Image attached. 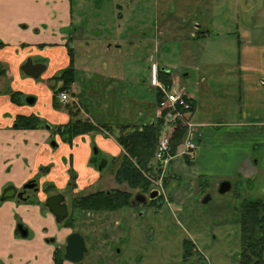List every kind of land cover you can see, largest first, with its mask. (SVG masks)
Returning <instances> with one entry per match:
<instances>
[{"label":"rangeland","instance_id":"rangeland-1","mask_svg":"<svg viewBox=\"0 0 264 264\" xmlns=\"http://www.w3.org/2000/svg\"><path fill=\"white\" fill-rule=\"evenodd\" d=\"M70 2L74 12L73 35L75 38L78 34L84 35L80 40L81 44L75 46L74 51L76 64L80 69L75 75L77 89H106L108 84L105 79L95 82L88 79L93 76L90 69L92 66L104 69L106 76L114 74L117 67L125 68L121 69L125 77L131 75L132 78L126 79L120 88L114 91V96L115 99H120L122 94H128L135 99L138 96L144 99L145 102H135L129 107V111L135 115V123H139L138 112L143 114L141 121L150 117V108L156 96V89L150 87V67L156 64L176 74L175 79L179 81V85L188 91H194L195 95L200 89L195 98L198 103L195 110L197 119L193 122L206 124V127L199 128L197 136H194V163L192 159L181 157L179 150L165 166L169 181L178 185L169 196L165 195V199L170 200L169 203L163 204L164 212L158 210V213L152 214L153 206L146 208V216L141 218L132 217L138 211L137 208H124L121 212L126 216V228L131 232L126 244H117L121 253L116 254L113 264H178L183 253L182 242L185 239L194 243L206 264H237L240 228L236 208L245 198L264 201V88L260 87L262 91L252 92L248 83L244 88V72L240 73L238 68L239 51H244L243 47L248 44L250 48L247 51L259 57L260 62L264 61V0ZM96 3L97 8H94ZM110 4H113L111 9ZM116 5L121 8H116ZM197 22L200 23V28L194 27L198 26ZM195 30L204 33V40L195 38L198 36ZM217 34L223 38L217 39ZM241 35H246L247 39L239 38ZM109 39H112V42ZM107 40L109 41L106 42ZM114 42L121 45L120 50L116 49ZM0 43L6 44L1 39ZM84 43L89 44L85 49L82 45ZM110 43L113 45L108 49ZM90 48L91 52L88 51ZM101 49H105V52L97 53ZM184 74L187 75L183 76ZM201 76L205 77L206 82L199 85ZM258 77L264 79V72L259 73ZM48 82L49 85L53 84V81ZM100 99L108 105V112L115 114L116 101L112 93H103ZM25 100L26 98L23 99L24 102ZM250 111L254 116L245 114ZM127 117H130V114ZM114 122L115 125H121L125 121L116 116ZM207 156L212 164L205 160ZM112 164L110 161L107 167H102V179L95 184L94 190L104 187L107 191L113 188L128 190L125 185H118L113 179L115 168ZM239 168L241 171L235 174L234 171ZM245 168L247 174L252 177L251 187L237 178L238 174L243 175ZM212 171L214 174H210ZM221 174L224 175L219 176ZM197 175L204 176L203 180ZM223 180L231 183V190L219 195L217 186ZM133 191L130 190L131 194ZM205 191L212 197L203 204L202 194ZM65 202L70 203L68 198ZM96 214V217L95 214L92 217L85 215L90 222L94 223L97 218L99 223L100 216L106 213ZM82 219L81 216L78 218L80 221ZM159 220L160 225H163L161 243L148 242L144 235L137 237L134 226L138 221L145 226L143 229L153 231V236H158L156 224L153 223ZM30 221L35 228L43 219L39 218L38 221L35 218ZM18 224L23 225L20 220H16V225ZM87 226L78 224L76 218L73 229H85L87 232ZM29 231L31 235L34 234L33 228ZM96 232L99 242L101 232L98 228ZM50 237L49 233L45 237H37L41 240L40 246H49L45 240ZM12 243V240H7L8 245ZM14 253L16 256L22 255L18 250ZM8 256H11L12 260L6 259ZM16 256L12 252L6 254L5 259L1 258L3 261L0 260V264L14 263ZM32 258L36 259L35 256ZM33 259L30 264L42 261ZM97 260L87 255L78 264H98Z\"/></svg>","mask_w":264,"mask_h":264},{"label":"crops","instance_id":"crops-1","mask_svg":"<svg viewBox=\"0 0 264 264\" xmlns=\"http://www.w3.org/2000/svg\"><path fill=\"white\" fill-rule=\"evenodd\" d=\"M112 5L110 4V9ZM94 8H97V3ZM116 8H121V6L116 5ZM73 17V5L70 0H61V2L53 0H42L41 2L39 0H0V25L3 26L0 27V39L6 43L0 47V196L6 189L13 188L19 191L27 182L36 180L39 186L36 196L40 202H44L47 195L43 192V185L49 183L57 190H64L69 179V169L76 175L77 188L74 190L75 193L94 192L93 187L101 181L102 175L100 171L89 165L94 154L92 148L93 151L94 148L98 150L96 155L98 154L99 158L106 160L107 164L112 158L118 157L123 152L113 137L118 135V128L120 127V125H115V117L119 116L122 121H125L121 125L141 126L151 122L155 115L158 93L155 87H152L156 89V96L150 108V117L141 121L140 118L143 114L138 112L137 121L139 123H135V115L129 111V107L135 102H145L144 99L140 96L135 99L128 94H122L120 99H115L114 91L119 89L126 79L132 78L131 75L125 77V73L123 70L121 71V69H125L123 67H117L114 74L106 76L104 69L92 66L90 69L93 76L88 79L93 82L105 79V83L108 84L106 89H96L97 87L76 88L75 75L80 69L77 67L74 51L75 46L81 44L80 40L84 38V35L78 34L77 38L74 37ZM197 25L199 27L195 25L194 27L200 28V23L197 22ZM196 32H198V36L196 35L195 38L204 40V33L201 31ZM208 34L212 36L210 33ZM215 37L217 39L223 38L220 34ZM241 37L247 39L246 35L239 36V38ZM82 45L85 49L89 44L84 43ZM112 45L110 43L108 49ZM115 45H117L116 49H121L120 44L115 43ZM249 48L250 44L244 46V51H239L238 55L240 58L238 68L240 73L244 72V88L248 83L250 91H262L259 88H264V79H260L258 74L264 72V61L260 62L259 57L247 51ZM69 49H73L74 82L70 90L74 97L70 96V100L65 103H75L81 111L82 118L95 125H110L113 136H109L105 132L82 135L76 137L72 145L68 146L61 141L58 135L51 138L50 132H48L49 130L46 131V128L37 130H15L13 128L17 116L35 115L52 126L64 125L69 121V114L62 108L65 103L59 101V95L56 96V100L61 103V107L58 109L53 107V94L50 86H54V83L49 85L48 82L50 78L69 66L71 56ZM91 50L90 48L88 51L91 52ZM99 52H105V49L98 50L97 53ZM27 60H31L33 64H43L45 66L44 72L38 79L34 80L21 71V66ZM162 69L167 70L166 67ZM150 71H152L151 67ZM101 72L103 73L101 74ZM252 73L256 75L250 76L249 74ZM169 74L172 82L171 88L176 87L184 90L191 98L194 108L192 120L194 121L197 119L195 110L198 106L195 98L200 89L195 95L194 91L190 89L188 91L185 87L179 85V81L175 79L176 74L174 75L171 72ZM202 76L199 79V85L206 82L205 77ZM150 77L152 78V72H150ZM209 85H211V82ZM11 92L22 94L21 101L28 97H31L34 101L31 104L24 101L22 104H14L9 97ZM103 93H112L114 101H116L115 114H112L111 111L108 112V105L100 99ZM128 114H130V117H127ZM245 114L254 116L252 111L245 112ZM196 124L199 125L200 129L206 127L204 122ZM53 142L56 146L53 145ZM205 160L212 164L208 156L205 157ZM221 163L224 164L223 161ZM113 166L116 169V165ZM44 167L48 169L46 168L45 172L41 174L40 169ZM220 170L224 171L223 169ZM239 170L241 171V168L234 171V173L236 174ZM210 174H214L213 171ZM222 175L224 174L219 176ZM240 176L250 177L246 168L243 175L240 174ZM197 177L202 180L204 176L197 175ZM99 190L105 191L106 187ZM9 200L14 201L5 200L0 203V232L2 233L0 235V260L3 261L1 258L5 259L6 254L11 252L16 256L14 251L18 250L22 255L16 256L14 263L30 264L32 257L35 256L34 261L42 260L37 264H54L53 246L48 243L49 246L41 247L39 244L41 240L37 237H45L47 233L52 236L56 232L60 236H58V242H62L65 230H61L51 213L46 209H42L39 205H27L15 202V199ZM35 218L38 221L41 218L43 222H39L34 228L30 219ZM16 220L23 223V225H20L25 227L28 233L27 237H22L16 231ZM30 228L34 229L33 235L29 231ZM7 240H12L13 243L8 245ZM6 259L12 260V257L8 256Z\"/></svg>","mask_w":264,"mask_h":264},{"label":"trees","instance_id":"trees-1","mask_svg":"<svg viewBox=\"0 0 264 264\" xmlns=\"http://www.w3.org/2000/svg\"><path fill=\"white\" fill-rule=\"evenodd\" d=\"M3 46L0 43V47ZM70 63L69 66L54 75L49 81H53L54 86H50L53 94V107L58 109L61 103H58L56 96L62 92H66L71 97L74 94L70 87L74 82V61L73 49H69ZM166 70H157V79L166 88L170 89L172 82ZM57 83V84H55ZM60 84L58 87L57 85ZM12 103L20 104L23 95L18 92L9 93ZM156 99L159 100V94ZM62 108L69 114V121L64 125L51 126L43 119L35 116H17L14 120L13 128L15 130H37L46 128L50 132L51 138L58 135L63 143L72 145L73 140L82 135H92L99 132H105L109 136H113L112 128L108 124H94L89 120L83 119L81 111L75 103H65ZM162 125V119L154 120L153 124L141 126L120 125L118 135L113 136L123 152L116 158H112V165H116L114 170V179L118 185H125L135 190L139 188L148 189L150 187L149 177H158L161 173L159 164L154 161L155 149L158 141L159 132ZM48 127V128H47ZM186 129L178 126L173 134L170 153L176 155L177 148L182 144ZM53 145L56 146L55 142ZM95 151L98 150L94 148ZM96 155L90 159V164L95 165ZM104 160L102 164H105ZM115 163V164H114ZM103 167V166H102ZM70 177L67 184V191L75 187V175L70 169ZM50 185L44 186V192L51 191ZM54 190H52L53 192ZM35 194V192H34ZM28 197L23 203L40 205L44 208V203L38 201L34 196ZM131 192L127 190H109L96 191L84 197L74 198L72 200V208L85 211L87 213L94 211H112L114 209H124L129 206ZM20 225V224H19ZM240 226L242 228L241 242L243 243V251L251 249L248 257L255 255V249H260V257L264 254V204L260 201H249L243 205L241 213ZM184 257L189 255L191 250V242L184 240L183 244ZM54 264H62L63 257L57 252L53 260ZM247 264V263H246ZM252 264H263L262 261Z\"/></svg>","mask_w":264,"mask_h":264},{"label":"flooded vegetation","instance_id":"flooded-vegetation-1","mask_svg":"<svg viewBox=\"0 0 264 264\" xmlns=\"http://www.w3.org/2000/svg\"><path fill=\"white\" fill-rule=\"evenodd\" d=\"M96 159H97L96 160L97 164H95V165L89 164V165L95 169H98L99 167L102 168V166H104V164H102L104 159L99 158L98 154L96 155ZM106 166H108V164H106ZM46 168L47 167L41 168L40 173L41 174L44 173ZM69 171H70V169L68 170V176L70 177ZM74 175H75V173H74ZM113 176H114V173H113ZM75 178H76V175H75ZM168 178L169 177L166 176V172L160 173V175L158 177H149L148 180L150 181V187L148 189L139 188V189H135L133 191L134 193L131 194V197L129 200V206L126 207L127 209L128 208L129 209L130 208H137L138 209L136 214L132 216L133 218H135V217L141 218L143 215L146 214L145 209L152 207V206H153V208L151 210L152 214L158 213V210L161 212H164V210L162 209L163 204L169 203L168 200H170V198H168V200L165 199V195L169 196L170 193L173 190H175L177 185H178L177 183H173V182L169 181L170 179H168ZM237 178L240 181H242L243 183L248 184L249 187L252 186V184H251L252 177L251 176L248 178H245V177L237 175ZM76 180L77 179H75L74 189L68 190V191L66 189H64L62 191L57 190L53 185H51L49 183L44 184L42 187L43 192H44V186L45 185H50L52 190H54L53 192H52V190L49 192H46V193L44 192L47 195L46 199L50 196H54L56 194H61L65 199L68 198L69 202H70L69 204L67 202H65L67 205V217H65L63 219L62 223L57 224L61 230H65V232H64L65 235L62 239V242H58L59 241L58 239L60 236L56 232H54V234L50 237V239L45 240L53 246V260H54L55 254L57 252H60L62 257H63L64 247L66 246V238L72 233H78L83 239L84 247L86 250L84 252L83 258L80 262H82L85 259V257L87 255H89V257H93L95 260H97V258H98V260H97L98 264H110V261H112L111 264H113V261H114L116 254L119 255L121 253V251L118 249L117 244H120V245L126 244V242L128 241V234L131 232L129 230V228H126V224L128 223L126 216L121 214L123 209H114L112 211H94V212H89V213L82 211V210H79V209H73L72 208V200L74 198L76 199L79 197H84L88 194L96 192V189H95L94 192H84L83 191V192L75 193L74 190L77 188ZM68 181H69V179H68ZM29 182L35 183L37 185L36 180H31ZM29 182H27V183H29ZM67 184H68V182H67ZM202 184H203V182H202ZM202 184H200V185H202ZM218 185H219V183H218ZM23 187L19 191L16 190L17 193H19V192L23 193V199L26 200L28 197L33 196L34 191L24 190ZM37 188L39 189L38 185H37ZM65 188H67V185ZM127 189H128L127 191H130V190L132 191V189H130L128 187H127ZM111 190L122 191L119 188H113ZM151 191L153 192L152 196L155 197L153 200H149ZM206 191L202 194V196L205 197L206 195H209L210 197H212L211 194H209ZM217 192H218V186H217ZM36 194H37V192H35L34 196L37 198ZM14 199H15V201H17L19 203H23V202H21L22 200H18L17 198H14ZM249 201H257V200L245 198L242 201H240L239 207L236 208L237 220H238V224H239V228H240L239 254L237 257V264H246V263L252 264L255 262H260V260L264 264V254L260 257V249H255L254 250L255 255L250 256V258L248 257V255L250 254L251 249H249L245 252L243 251L244 246H243V243L241 242L242 228L240 226V219H241V213L243 211V205L245 202H249ZM258 201H260L262 204H264L263 200H258ZM41 203H44V202H41ZM24 204H27V203H24ZM27 205H32V204H27ZM42 209H44V208H42ZM99 212L106 213L103 216H100V218L98 219L99 223H97V218L94 221V223L90 222L86 218V215H90V217H92L93 214H95V217H96V215H97L96 213H99ZM80 216L83 218L81 221L78 220V218ZM76 218H77V223L80 225L83 224V227L88 225L87 226V228H88L87 232L85 231V229H80V228L73 229V225L76 222ZM54 220H55V218H54ZM139 223H140V221H138V223L134 226V229H135L134 232L137 234L138 238H140L142 235H144V239L148 242L161 243V241L163 239V235H162L163 234V225H160V220L156 223H153V224H156L158 236H153V234H154L153 231L143 229V227H145V226H143V224H139ZM162 223H163V220H162ZM97 228L101 232V241H99V242H97V237H96ZM22 229L25 230V227L22 226ZM104 230H106V231H104ZM116 240H117V242H116ZM183 242H184V240H183ZM183 242H182V244H183ZM109 243H111V244L108 245ZM87 244H88V246H87ZM191 246H192L191 250H190L189 255L187 257H184V249L182 246L183 253L181 254V258L179 259L180 263H178V264H206L204 259L200 255V252L198 251V249H196L193 242H191ZM100 250H101V252H100ZM115 262H117V261L115 260ZM62 264H73V263H70V262L63 259Z\"/></svg>","mask_w":264,"mask_h":264},{"label":"built area","instance_id":"built-area-1","mask_svg":"<svg viewBox=\"0 0 264 264\" xmlns=\"http://www.w3.org/2000/svg\"><path fill=\"white\" fill-rule=\"evenodd\" d=\"M156 66H152V84L160 88V99L157 102L155 119H162L158 142L155 150V160L164 168L170 157V143L174 131L178 126L186 129L183 139V154L193 159L195 152L194 136L197 126L190 120L192 102L183 91L177 89L166 90L155 82ZM61 102L68 100L63 92L59 95Z\"/></svg>","mask_w":264,"mask_h":264},{"label":"water","instance_id":"water-1","mask_svg":"<svg viewBox=\"0 0 264 264\" xmlns=\"http://www.w3.org/2000/svg\"><path fill=\"white\" fill-rule=\"evenodd\" d=\"M45 66L43 64H33L31 60H27L22 66L21 71L28 77L36 80L40 77V75L44 72ZM34 99L31 97L26 98V103H32ZM48 128V127H47ZM96 151L94 150V153ZM98 170H101V167L98 168ZM24 190H30L34 192H38L39 189L37 188V185L35 183L29 182L24 185ZM231 189V183L227 180H223L218 185V194L224 195L227 192H229ZM153 192H150L149 200H153L155 197L152 196ZM17 198L18 200L25 201L23 199V193L19 192L17 193L15 189L9 188L6 189L2 195L0 196V203L9 200ZM209 200H211V197L209 195H206L204 199L202 200L203 204H206ZM44 209L48 210L55 218V222L57 224L62 223L63 219L67 217V205L65 203V198L61 194H56L54 196L48 197L44 201ZM16 231L20 233L22 237H27L28 233L26 230L22 229V225H17ZM85 247L83 243L82 237L78 233H72L66 238V246L64 247V255L63 259L73 263L77 264L79 263L82 258L83 254L85 252Z\"/></svg>","mask_w":264,"mask_h":264}]
</instances>
